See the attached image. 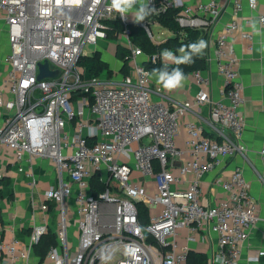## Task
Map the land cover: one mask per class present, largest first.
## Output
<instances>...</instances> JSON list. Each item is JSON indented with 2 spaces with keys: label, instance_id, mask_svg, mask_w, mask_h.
Here are the masks:
<instances>
[{
  "label": "built area",
  "instance_id": "1",
  "mask_svg": "<svg viewBox=\"0 0 264 264\" xmlns=\"http://www.w3.org/2000/svg\"><path fill=\"white\" fill-rule=\"evenodd\" d=\"M222 1L233 8V19L215 38L223 99L211 98V80L198 70L192 73L200 86L197 94L178 101L153 83L140 59L167 61L160 54H145L131 41V17L122 18L111 0H0V22L7 26L10 45L6 68L0 71V108L7 115L0 125V148L13 152L17 162L49 160L59 176L41 205L56 219V245L44 264H191L188 246L178 242L181 229L188 230V242L200 237L206 243V232L216 234L217 243L208 248L203 264L239 263L243 244L259 220L243 169L221 175L218 183L226 197L218 204L205 205L201 198L203 178L222 161L247 152L244 85L231 42L241 31L244 0H208L194 7L184 0H150V20L134 23L160 44L152 18L181 8L176 17L181 28L211 36L223 13ZM247 4L251 10L258 7L257 0ZM112 20L123 25L117 38L130 52L131 72L120 81L91 76L80 65L82 57L107 40L106 23ZM259 25L264 29V15ZM241 37L253 40L248 32ZM42 62L57 69L58 76L39 80ZM207 106L206 125L184 120L189 114L200 117ZM259 154L264 165V148ZM96 174L107 185L98 194L90 183ZM259 176L264 183V175ZM71 200L76 236L70 230ZM140 203L148 209L147 223L141 220ZM48 230L47 221L36 227L26 253H20L16 240L0 243L5 264L28 259Z\"/></svg>",
  "mask_w": 264,
  "mask_h": 264
},
{
  "label": "crops",
  "instance_id": "2",
  "mask_svg": "<svg viewBox=\"0 0 264 264\" xmlns=\"http://www.w3.org/2000/svg\"><path fill=\"white\" fill-rule=\"evenodd\" d=\"M207 2L208 0H184L185 6L194 7L199 2ZM258 7L251 10L244 0V9L239 16L241 23V31L234 34L231 42L234 45L239 57V72L243 82L244 104L241 108V115L246 122V128L243 135V142L247 147L245 156H235L234 158L222 161L219 166L211 173L206 175L202 180L203 195L201 201L205 205H216L226 197L221 189L218 180L222 174L231 172L236 167H240L244 171L245 178L249 184L251 196L255 200L258 209L259 220L250 232L249 238L243 244L241 258L238 264H264V255L259 257L260 252L264 251V183L261 181L260 175H264V165L260 156V151L264 148V29L259 25V17L264 15V0H257ZM223 13L215 26L212 35H205L207 38L206 51L208 52L207 67L202 71L204 76L211 80L209 91L214 101L223 99L221 93L222 80L218 75L215 62V38L226 25L233 19V8L228 2L222 1ZM132 22L133 17L130 15ZM247 21H250L247 24ZM154 28L164 29L160 24L154 21ZM169 35L159 40L160 37L154 33L156 41H166L172 37V32L166 29ZM164 30L165 32H167ZM248 32L253 35V40L249 41L241 37V33ZM110 43V45L108 44ZM120 40H102L96 46L95 51L88 52L91 56L95 52H99L104 61L108 62L112 71L120 78L108 79L120 81L124 74L122 73V62L117 58V44ZM252 46V47H251ZM10 51L8 41L7 26L0 22V71L5 70L3 64L4 58ZM179 55L182 53L179 52ZM145 62L146 59H140ZM172 64L171 62H167ZM123 74V77H122ZM122 77V78H121ZM106 78L107 77H102ZM186 81L182 88L172 92L165 91L172 99L178 101L192 100L197 94L200 86L195 77L190 73L186 76ZM153 83L155 78L152 77ZM210 108L207 106L200 112V117L189 114L184 118L185 121H199L205 124V120L209 118ZM7 115L4 109L0 108V125L5 121ZM207 135L212 133L207 129ZM177 143L184 148V139L182 135L177 136ZM23 168V171L19 169ZM0 172L3 177L0 179L10 182L9 186H0V243L11 244L15 240L19 242V251L28 252L30 246V238L37 226L44 225L49 222V228L56 223L55 215L50 214L51 211L45 212L41 209V205L45 202L44 193L54 187L59 182L57 169L53 162L35 158L32 162H17L13 152L4 148H0ZM192 177L190 173L188 179ZM74 201H70L69 221L72 236H76V221L74 217ZM36 207V208H35ZM187 229H181L178 242L180 246H188L190 253L194 255L191 258V264H197L195 254L206 256L208 248L211 244H216V234L206 232L207 242L201 241L200 237L196 240L188 242L186 236ZM259 260H253L258 258ZM39 257L33 252L28 259H21L18 264H44ZM6 263V256L0 253V264Z\"/></svg>",
  "mask_w": 264,
  "mask_h": 264
},
{
  "label": "trees",
  "instance_id": "3",
  "mask_svg": "<svg viewBox=\"0 0 264 264\" xmlns=\"http://www.w3.org/2000/svg\"><path fill=\"white\" fill-rule=\"evenodd\" d=\"M181 11V8H171L166 10L164 13L160 14L157 17H153L152 20L157 21L160 26L164 27L165 29H168L171 31L174 36L169 37L164 43L160 44H154L151 38L149 37L148 33L144 28L139 26L137 23H133L130 26L131 29V35L130 39L133 43H135L137 46H139L145 54L147 55H154V54H161V51L163 49H171L176 55H179V52L177 51L182 45H188L193 42H197L199 40H205L207 37L205 34H203L200 31H197L195 29H183L181 28L177 21L176 17L178 13ZM151 16L148 15L145 19L150 20ZM108 27L110 28L107 31V40H117V35L123 31V25L121 22L112 20L108 21L106 23ZM184 35L183 37L181 35ZM117 58L122 62V73L124 76H127L130 74L131 69L129 65L128 56L130 55L129 50L124 47L121 44H117V52H116ZM194 63L184 65H179L180 68L183 69L185 75H189L190 73H193L198 70H204L207 67L208 63V57L206 54L199 56V57H193ZM146 69H148L150 72H152L155 68H161L165 64L162 61H157L155 63H152L150 61H145L142 63ZM80 65L84 68H86L91 76L94 77H100L99 75L102 73L104 77L109 78L108 76L113 73L110 65L108 62L104 61L101 57V54L99 52L93 53L91 56H85L82 57L80 60ZM169 70L171 68L176 67L175 64H168ZM91 187L95 194H98L100 192H103L106 190L107 185L104 184L100 179V174H96L91 178ZM10 182H6L5 180L0 181V186H9ZM1 194V190H0ZM54 207L53 204L50 205V208L52 209ZM138 208L141 212V220L144 223L148 222V209L144 204H138ZM56 245V236L54 233V230L49 228L48 232L45 233L40 241L34 246V253L39 257L40 261L43 262L45 259L48 250L50 247ZM194 255L192 252L189 256V263H191V258ZM195 257L197 259V264H203L206 261V256H203L201 254H195Z\"/></svg>",
  "mask_w": 264,
  "mask_h": 264
},
{
  "label": "clouds",
  "instance_id": "4",
  "mask_svg": "<svg viewBox=\"0 0 264 264\" xmlns=\"http://www.w3.org/2000/svg\"><path fill=\"white\" fill-rule=\"evenodd\" d=\"M111 8L120 14L122 18L131 15L135 22L144 21L145 18L153 11L150 0H111ZM206 48V42L199 40L188 45H182L177 51L182 55H176L171 49L161 51L162 60L171 62L176 67L169 70L168 64L165 63L161 68H155L149 74L155 78V82L165 91L172 92L183 87L186 81V75L179 65L194 63L193 57L203 55ZM222 260L221 257H217Z\"/></svg>",
  "mask_w": 264,
  "mask_h": 264
},
{
  "label": "rangeland",
  "instance_id": "5",
  "mask_svg": "<svg viewBox=\"0 0 264 264\" xmlns=\"http://www.w3.org/2000/svg\"><path fill=\"white\" fill-rule=\"evenodd\" d=\"M160 27H162V26H160ZM162 28H164V27H162ZM154 30V33H156L157 31H158V33H157V36L158 37H160V39L159 40H163V39H165L168 35H169V32L164 28V29H158V28H154L153 29ZM164 30H166L167 32H165ZM154 42V41H153ZM165 41H161V43H164ZM108 44L110 45V43L108 42ZM156 44H158V43H156ZM100 77H104V75H102V73L99 75ZM109 78H107V79H116L117 77H120V76H118L115 72H113L112 74H110L109 76H108ZM122 77H123V74H122ZM121 77V78H122ZM120 78H117V80H119ZM75 217V216H74ZM75 221H76V218H75ZM52 230H54L55 231V229H56V226H55V224L52 226V227H50ZM72 237V236H71ZM71 240H72V242H73V245L75 246L76 245V239L75 238H71Z\"/></svg>",
  "mask_w": 264,
  "mask_h": 264
},
{
  "label": "water",
  "instance_id": "6",
  "mask_svg": "<svg viewBox=\"0 0 264 264\" xmlns=\"http://www.w3.org/2000/svg\"><path fill=\"white\" fill-rule=\"evenodd\" d=\"M59 72L54 67H51L48 62H42L39 64L38 79L51 78L58 76Z\"/></svg>",
  "mask_w": 264,
  "mask_h": 264
}]
</instances>
